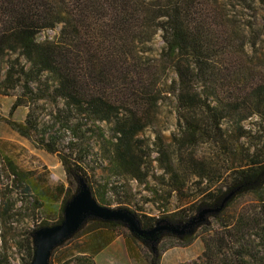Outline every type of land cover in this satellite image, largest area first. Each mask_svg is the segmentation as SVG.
I'll return each mask as SVG.
<instances>
[{
  "label": "trees",
  "instance_id": "16d2710c",
  "mask_svg": "<svg viewBox=\"0 0 264 264\" xmlns=\"http://www.w3.org/2000/svg\"><path fill=\"white\" fill-rule=\"evenodd\" d=\"M263 43L264 0H0V95L19 91L1 120L56 154L72 185L89 158L105 164L117 182L100 186L103 199L129 195L130 181L163 204L187 194L202 210L228 197L206 217L218 227L203 238L202 264H264V139L245 125L264 121ZM20 107L23 121L13 118ZM56 189L64 211L75 194ZM123 210L145 230L189 217L184 208L165 220ZM85 224L96 240L127 226ZM81 254L80 264H96Z\"/></svg>",
  "mask_w": 264,
  "mask_h": 264
},
{
  "label": "rangeland",
  "instance_id": "374dc122",
  "mask_svg": "<svg viewBox=\"0 0 264 264\" xmlns=\"http://www.w3.org/2000/svg\"><path fill=\"white\" fill-rule=\"evenodd\" d=\"M47 34L53 35V32ZM156 44L158 47L162 46L160 38L156 40ZM18 94L19 91L13 92L12 96L0 95V264H32L35 256V232L42 227L59 225L64 216L61 209L63 197L57 192V186H63L64 190L69 189L74 194L80 190L79 182L72 185L67 178L56 154L38 147L1 120L2 117L9 116ZM27 111V108L20 107L13 118L23 121ZM161 118L162 127L165 128L164 135L169 138L176 129L173 104L162 107ZM245 125L253 133L258 131L259 136L264 139L263 120L254 118L245 122ZM150 134L148 131L146 136ZM257 140L251 141L254 143L244 141L248 145L257 143ZM11 166L19 176L13 175ZM105 166L91 157L88 159V175L83 176L95 199L105 207L115 210L126 208L136 211L138 216L144 214L159 220H165L184 208L189 215L188 220L170 223L177 227L197 217L201 211L195 203V196H174L163 204L151 191L135 181L129 183V195H115L109 191L103 199L100 186L107 181L113 184L117 182L106 171ZM150 182L155 184L153 180ZM249 199L244 198V201ZM86 226L85 224L77 234L53 250L49 264H80L82 252L92 256L96 264H151L153 256L158 253L161 255L159 264H202L203 238L212 229H216L218 224L213 216H209L202 224L188 229L186 233H191L194 237L189 245L180 240L182 235L168 231L160 232L157 242L149 241L138 237L127 226L103 232L96 240L91 233H85Z\"/></svg>",
  "mask_w": 264,
  "mask_h": 264
},
{
  "label": "water",
  "instance_id": "95a60500",
  "mask_svg": "<svg viewBox=\"0 0 264 264\" xmlns=\"http://www.w3.org/2000/svg\"><path fill=\"white\" fill-rule=\"evenodd\" d=\"M80 190L66 204L64 210V220L54 227H44L34 234L35 256L32 264H49L53 250L61 245L66 239L73 236L90 217L104 220H118L124 222L130 230L138 237L153 236L150 241L157 242L158 235L162 231L184 235L188 229L202 224L208 214L218 212L228 197L219 208H205L200 211L197 217L188 223L177 227L168 223L163 225L158 223L155 228L145 230L142 228L140 220L131 212L123 209H110L101 205L93 196L88 184L84 179H80Z\"/></svg>",
  "mask_w": 264,
  "mask_h": 264
}]
</instances>
